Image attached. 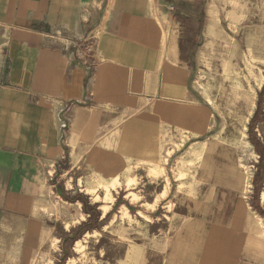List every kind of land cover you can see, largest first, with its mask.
<instances>
[{
  "label": "crops",
  "instance_id": "1",
  "mask_svg": "<svg viewBox=\"0 0 264 264\" xmlns=\"http://www.w3.org/2000/svg\"><path fill=\"white\" fill-rule=\"evenodd\" d=\"M227 17L234 0H0V264H34L48 241L91 228L95 211L70 189L115 178L177 217L120 264H264L254 206L222 174L189 196L176 172L185 147L226 144L207 136L194 77Z\"/></svg>",
  "mask_w": 264,
  "mask_h": 264
},
{
  "label": "rangeland",
  "instance_id": "2",
  "mask_svg": "<svg viewBox=\"0 0 264 264\" xmlns=\"http://www.w3.org/2000/svg\"><path fill=\"white\" fill-rule=\"evenodd\" d=\"M224 27L223 48L207 50L194 79L214 115L207 136L226 144L222 148L185 147L176 172L178 178H185L189 196L197 184H218L222 174L227 182L221 184L234 187L240 198L254 206L255 224L264 235V158L253 143L264 148V0H234V20L227 17ZM215 173L217 177L212 176ZM133 183L129 180L125 189L115 178L84 193L70 189L92 206L96 222L63 242L48 241L34 264H120L127 245L134 244L138 235L151 232V227L171 232L177 222L173 204L140 207ZM99 207L102 212L108 210L105 218L100 217ZM75 208L81 221L83 207L79 203ZM85 232L89 236L83 237ZM76 239L79 242L74 244Z\"/></svg>",
  "mask_w": 264,
  "mask_h": 264
},
{
  "label": "trees",
  "instance_id": "3",
  "mask_svg": "<svg viewBox=\"0 0 264 264\" xmlns=\"http://www.w3.org/2000/svg\"><path fill=\"white\" fill-rule=\"evenodd\" d=\"M254 145L258 148V151L260 152L261 154V158H264V148H262L261 146H259L260 144L254 140Z\"/></svg>",
  "mask_w": 264,
  "mask_h": 264
},
{
  "label": "bare ground",
  "instance_id": "4",
  "mask_svg": "<svg viewBox=\"0 0 264 264\" xmlns=\"http://www.w3.org/2000/svg\"><path fill=\"white\" fill-rule=\"evenodd\" d=\"M261 198L264 199V192H261Z\"/></svg>",
  "mask_w": 264,
  "mask_h": 264
}]
</instances>
